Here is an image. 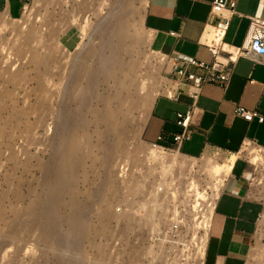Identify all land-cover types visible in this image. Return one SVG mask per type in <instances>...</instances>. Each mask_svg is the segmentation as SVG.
Masks as SVG:
<instances>
[{
  "label": "rangeland",
  "instance_id": "1",
  "mask_svg": "<svg viewBox=\"0 0 264 264\" xmlns=\"http://www.w3.org/2000/svg\"><path fill=\"white\" fill-rule=\"evenodd\" d=\"M145 3L25 0L21 17L0 15V264L200 263L204 230L199 224L225 179L208 176V166L221 165L230 155L209 150L188 157L141 141L151 106L144 105L143 98L159 96L169 72V63L160 61L161 51L151 49L150 35L142 26ZM122 23L127 28L128 38L121 46L125 49L112 55L110 49L121 43L111 32ZM89 48H93L91 55L85 53ZM115 58L124 64L135 63V80L140 87L114 106L124 114L125 129L116 140L109 137L100 141L99 149L89 111L101 110L99 98L112 95L116 84L101 77L88 84L78 75L81 70L88 76L99 66L109 67ZM81 93L85 94L83 111L77 99ZM68 127L86 145L82 148L85 159L73 182L72 200L79 204L78 215L91 241L72 236L66 225L58 228L63 241L44 239V224L36 215V205L51 197L46 171L56 162L58 138L62 139ZM97 129L104 131L103 126ZM109 143L117 151L112 153L108 148L113 155L106 163ZM151 149L162 156H178L177 161L183 164L162 186L158 185L159 168L145 157ZM261 155L264 157L263 149ZM240 159L248 163L245 157ZM250 167L252 190L264 208V159ZM192 183L202 200L191 191ZM137 185L138 190L133 191ZM61 199L66 203L70 196L64 193ZM64 203L58 209L67 213ZM246 264H264V211Z\"/></svg>",
  "mask_w": 264,
  "mask_h": 264
},
{
  "label": "crops",
  "instance_id": "2",
  "mask_svg": "<svg viewBox=\"0 0 264 264\" xmlns=\"http://www.w3.org/2000/svg\"><path fill=\"white\" fill-rule=\"evenodd\" d=\"M213 1L146 0L142 26L150 35L151 49L168 57L182 55L210 63V53L200 40L208 26ZM23 9V1L0 0V15L17 19ZM234 12L223 42L241 47L250 18H264V0H237ZM236 107L264 115V66L247 57L236 60L224 91L214 85L202 88L189 125L190 139L179 146V153L196 157L218 150L231 155L247 142L264 150V125L235 117ZM188 110L185 99L173 101L157 96L143 124L141 141L146 145L174 147L173 136L181 132L175 124L176 114ZM251 175L250 164L239 158L224 179L214 202L201 264H246L264 211L252 190Z\"/></svg>",
  "mask_w": 264,
  "mask_h": 264
},
{
  "label": "bare ground",
  "instance_id": "3",
  "mask_svg": "<svg viewBox=\"0 0 264 264\" xmlns=\"http://www.w3.org/2000/svg\"><path fill=\"white\" fill-rule=\"evenodd\" d=\"M24 9H26V7H24ZM126 29H127L126 26L122 23V24H118L116 29H114L111 32L112 37L119 40V42L121 43L120 45L118 44L119 46H114L112 49H110V51L112 52V55L116 52H121L122 50L125 49L124 46L123 47H121V46H122L123 42L128 38ZM212 40H213L212 31L210 28H207L201 42L208 44ZM164 48H165V46H164ZM92 50H93V48H89L88 51L85 53L87 55H91ZM157 53H159V52H157ZM160 54H161L160 61H164V59L166 57L165 53L160 52L159 55ZM78 62H80V66L83 65V63H82L83 62V56L81 57V59H79ZM135 68H136V65L134 62H130L129 64H124L115 58V59H113V62L111 63V66H109V67L106 66V67L102 68L101 66H99L96 70L91 72L88 76L85 75L86 74L85 70H81L80 74L78 75V77H80L79 80H84L83 78L85 77V80L88 84H93L94 82H96L95 78L98 79V77H101V79H103V80H108V81L110 80L111 82L116 84L115 91L113 92L112 95H110L109 97L103 96L104 98L102 96H101L102 98L100 96H99L100 98L98 97L100 99V101L102 100L103 105H102V107H100L102 109L89 111V112H91V114L93 116V124L95 125V128H96L95 136H96V138H98V143H96V144H97V147H99V149H101L100 141H102L104 139H108L109 137H112V139L116 140L117 139L116 136L121 135L125 129L126 120L124 118V114L121 112V110H119L118 108L116 109L114 106L118 105L119 101L122 100L123 97L129 98L130 93H131L130 91H132V90L137 91V89L140 87L137 83L138 81L135 80L136 79L135 78L136 73L134 72ZM133 73H134V75H131ZM102 77H104L105 79ZM76 80H78V79H76ZM103 80H101L103 83L106 82ZM84 93H81V95L78 94V96H77V99L79 98V102H80L79 106H80L82 111H83V109H82L83 103L82 102H83V98L85 97ZM152 99L153 100H151V97L149 95L144 97L143 98L144 105L147 106V105H149V103H151V106H152L154 98H152ZM86 106H84V109H86L88 107V106L87 107ZM149 110H150V108H149ZM149 110H148V112H149ZM148 112H147V114H148ZM146 119H147V116L145 117L143 124L145 123ZM63 126H64V124H63ZM97 126H101V127L103 126L104 131H102V132L98 131ZM69 127H71V126H69ZM69 127H68V129L67 128H64V129L69 130ZM71 129L68 132H66V131L62 132V133H64V134H62V136H63L62 139L58 138L60 140V143L56 146V147H58V148H56V150H57L56 158L58 157L57 158L58 160L55 158L56 162H54V164L52 166H50L46 171L47 172L46 186H47V189L50 190V192H51V197L48 199V201H46L42 204L36 205V208L38 210V214H36V215H38L37 219H39V217H40L42 219V223L44 224V230H45L44 234H43L44 239H47L48 237H54V239L56 241L57 240L63 241L64 237L61 233H59L58 228H60L62 225H66V227L69 228L68 232L70 231L72 236L78 235V237L81 236L82 240L84 238H86L87 241H91L90 236L87 232V228H86L85 224L83 223V221L81 220L80 216L78 215L79 204L75 200H72V197L75 194L73 182L75 179V175L77 174L76 172H77L78 168H80L82 166L81 163L85 159V155H83L82 148H83V146H86V145H83V143H81L80 141L77 140L76 131H73ZM86 143H88V142H86ZM249 146L250 145L248 144V142L245 143L238 153L231 154L229 156V158L226 159V162L221 164V165L217 164V163H212V165L208 166V170H207L208 176H210V177L211 176L212 177L224 176L226 178V176L230 173L234 163L237 161V159L241 158L242 156L245 157L248 160V163L251 165H257L259 162H262L264 159V157L261 155L262 149L261 148L260 149L259 148L254 149V148H251ZM111 147H114V146H112V144H110V143H109V146L107 148L105 147L106 148V151H105V162L106 163H109V161L113 155L112 153H115V151H117V150H115L116 148L114 149ZM120 147H122V146L120 145ZM120 147H118V148H120ZM102 148H104V147H102ZM108 148H110V150L113 149L112 151H114V150L115 151L112 152V151L108 150ZM178 154H180V153L178 152ZM145 157H146V160L148 162H150L153 166H157L159 168L158 175L160 176L161 182L158 185H160V186H162V183H166V180L169 177L175 175V169L179 168L180 167L179 165H183L182 163L180 164L177 161L178 156L177 157L175 155L169 156V157L162 156L161 153H158L153 149L148 150L147 153L145 154ZM184 166H185V164H184ZM151 172H153V171H151ZM139 186L140 185H137L136 188H133L132 190L137 191ZM190 187H191V191L194 192L195 197H197L196 199L202 200L203 196L200 192H198L196 185L194 183H192V184H190ZM64 193H67L70 196V200L67 201L66 203H64L61 199V197ZM217 197H216V199H217ZM61 203L62 204L64 203L65 205L68 206L69 211L67 213H62L59 211L58 206ZM213 206H214V204L212 206H210L211 208H210V210H208L209 212L206 215L203 214L204 215L203 216L204 218L202 219L203 221H201L200 224L198 223L202 227V230H204V234H203L204 236H203V239L201 240L202 243H201V248H200L201 253H200V258H199L200 259L199 264H201V261H202L203 255H204V249H205V245H206L207 233H208V228H209V221H210V217H211V214L213 211ZM142 214H144V213H142ZM60 221H64L66 223H57ZM127 222H129V220H127ZM69 234H68V236H69ZM84 234H86V235H84ZM83 235H84V237H82ZM90 244H91V242H90ZM96 247H94V248H96ZM54 264H70V263L66 262V261H60V262H57Z\"/></svg>",
  "mask_w": 264,
  "mask_h": 264
},
{
  "label": "built area",
  "instance_id": "4",
  "mask_svg": "<svg viewBox=\"0 0 264 264\" xmlns=\"http://www.w3.org/2000/svg\"><path fill=\"white\" fill-rule=\"evenodd\" d=\"M25 1V0H20ZM237 0H214L209 11V23L207 28L212 31L213 40L201 44L208 49L211 62L208 64L198 62L194 59L182 56H166L169 63L167 84L162 87L161 94L173 101L185 99L188 101V111L185 114H176L175 124L181 128V132L173 136L172 148H163L153 144L152 147L161 149H174L179 151V146L188 141L191 136L189 125L193 118V109L205 85H214L225 90L236 60L240 57H247L253 63L264 66V18L252 17L246 33L245 42L241 47H230L223 42L229 22L234 15ZM172 36L179 35L171 33ZM235 117L246 122L256 120L264 125V115L258 111H245L240 107L234 110ZM160 140V138H158Z\"/></svg>",
  "mask_w": 264,
  "mask_h": 264
}]
</instances>
